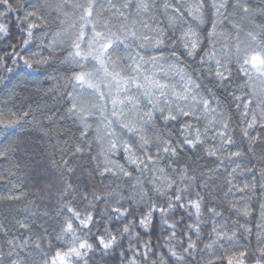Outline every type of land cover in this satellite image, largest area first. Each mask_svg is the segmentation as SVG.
<instances>
[{"label": "snow or ice", "instance_id": "6c2138e0", "mask_svg": "<svg viewBox=\"0 0 264 264\" xmlns=\"http://www.w3.org/2000/svg\"><path fill=\"white\" fill-rule=\"evenodd\" d=\"M0 183V264H264V0H0Z\"/></svg>", "mask_w": 264, "mask_h": 264}, {"label": "trees", "instance_id": "16d2710c", "mask_svg": "<svg viewBox=\"0 0 264 264\" xmlns=\"http://www.w3.org/2000/svg\"><path fill=\"white\" fill-rule=\"evenodd\" d=\"M14 35L19 37L21 35L20 31L18 29L14 28ZM33 50H35V46H33ZM46 86H47V82H46ZM6 192V187L4 184L0 183V193H5Z\"/></svg>", "mask_w": 264, "mask_h": 264}, {"label": "clouds", "instance_id": "9594fccd", "mask_svg": "<svg viewBox=\"0 0 264 264\" xmlns=\"http://www.w3.org/2000/svg\"><path fill=\"white\" fill-rule=\"evenodd\" d=\"M190 62H191V66L195 67V59L194 58H189ZM36 75H42V73H36ZM197 76H199V73H196ZM42 163H48V159L47 156H45L42 160Z\"/></svg>", "mask_w": 264, "mask_h": 264}]
</instances>
